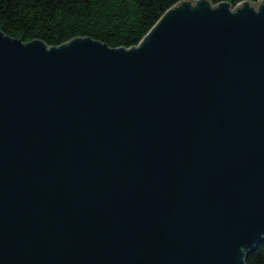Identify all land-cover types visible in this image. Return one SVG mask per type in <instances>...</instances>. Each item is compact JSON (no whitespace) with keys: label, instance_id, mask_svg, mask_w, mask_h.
I'll return each mask as SVG.
<instances>
[{"label":"water","instance_id":"obj_1","mask_svg":"<svg viewBox=\"0 0 264 264\" xmlns=\"http://www.w3.org/2000/svg\"><path fill=\"white\" fill-rule=\"evenodd\" d=\"M184 0L141 42L0 30V264H246L264 242V0Z\"/></svg>","mask_w":264,"mask_h":264},{"label":"trees","instance_id":"obj_2","mask_svg":"<svg viewBox=\"0 0 264 264\" xmlns=\"http://www.w3.org/2000/svg\"><path fill=\"white\" fill-rule=\"evenodd\" d=\"M184 0H0V30L31 42L60 46L90 37L112 48L137 46L162 15ZM196 1V0H193ZM235 7L259 0H208ZM246 264H264V242L246 257Z\"/></svg>","mask_w":264,"mask_h":264},{"label":"rangeland","instance_id":"obj_3","mask_svg":"<svg viewBox=\"0 0 264 264\" xmlns=\"http://www.w3.org/2000/svg\"><path fill=\"white\" fill-rule=\"evenodd\" d=\"M251 7H254L255 9L259 8L260 2L258 1L257 3H251L250 2Z\"/></svg>","mask_w":264,"mask_h":264}]
</instances>
